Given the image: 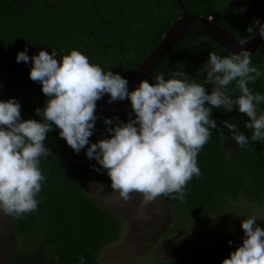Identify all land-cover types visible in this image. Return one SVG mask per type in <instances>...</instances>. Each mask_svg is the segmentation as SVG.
I'll return each mask as SVG.
<instances>
[{"label":"trees","instance_id":"16d2710c","mask_svg":"<svg viewBox=\"0 0 264 264\" xmlns=\"http://www.w3.org/2000/svg\"><path fill=\"white\" fill-rule=\"evenodd\" d=\"M181 1L188 12L210 18L239 39L249 36L247 29L254 28L258 14L256 0ZM181 15L176 0H0V101H6L7 65L20 47L44 45L59 58L77 50L105 72L111 70L127 78ZM209 52L221 57L233 54L201 31L190 29L146 80L155 83L160 73L169 79L173 72L184 71L190 82L203 83L206 72L198 70L207 62ZM251 54L261 76L248 87L253 94L264 95V39ZM31 67L30 58L18 70L21 119L42 121L35 109H43L48 98L42 93L41 84L30 79ZM235 84L233 81L228 86L234 99L240 94ZM205 88L210 94L212 84H205ZM130 113L134 118L130 101H121L96 120L90 143L110 135L107 128L111 126L105 125V118L112 119L114 125L127 123ZM257 114H264V102L257 105ZM211 118L223 134L210 129L212 135L197 157L201 176L188 182L183 202L171 196L159 197L175 215L167 235L181 229L197 231L216 219H225L229 211L237 208L234 201L238 199L264 206V141H251L252 130L245 127L248 118L236 106L231 112L213 108ZM225 120L249 138L244 148L235 143L223 124ZM225 141L230 142L231 148H225ZM44 143L53 155L40 158L45 180L36 197L39 204L26 218L11 217L18 248L6 264H79L81 256L85 264H103L100 256L121 238L124 221L115 212L99 207L85 193L96 172L92 166H101L95 159L87 158V147L75 153L55 127ZM151 264L175 263L164 259Z\"/></svg>","mask_w":264,"mask_h":264},{"label":"clouds","instance_id":"9594fccd","mask_svg":"<svg viewBox=\"0 0 264 264\" xmlns=\"http://www.w3.org/2000/svg\"><path fill=\"white\" fill-rule=\"evenodd\" d=\"M253 26H258V35L264 39V24L254 20ZM247 31L249 36L239 40L240 45L254 37L253 27ZM55 56V52L40 50L31 57L29 77L41 84L48 98L43 109H35L42 121L22 120L21 105L14 98L0 101V212L14 219L37 210L36 197L45 180L40 158L53 155L44 143L53 127L75 153L87 147V158L95 159L107 171L112 190L123 201H131L132 194L138 193L143 207L161 196L184 201L188 182L201 176L197 157L212 135L210 129L223 134L211 118L213 108L231 112L238 107L248 118L245 127L252 130L251 141H264V114H257L264 95L253 94L248 87L261 71L244 48L225 57L209 52L207 62L198 70L206 72L203 83L190 82L184 71H176L169 79L160 73L155 83L141 80L132 91L126 78L111 70L105 72L80 51L72 50L59 61ZM29 59L27 49L16 56L18 63ZM233 81L240 93L235 99L228 90ZM208 83L212 84L210 94L205 88ZM106 94L109 103L130 101L134 118L130 113L127 123L115 125L105 118V125L111 126L107 128L110 135L90 143L97 102ZM223 124L241 148L249 143L236 125L227 120ZM256 221L255 216L242 220V244L222 264H264V228ZM79 264H85L83 256Z\"/></svg>","mask_w":264,"mask_h":264},{"label":"rangeland","instance_id":"374dc122","mask_svg":"<svg viewBox=\"0 0 264 264\" xmlns=\"http://www.w3.org/2000/svg\"><path fill=\"white\" fill-rule=\"evenodd\" d=\"M224 146L231 148L229 141H225ZM99 169L87 184L85 193L99 207L115 212L124 221L121 238L107 246L100 256L103 264H151L164 259L175 264H222L242 244L243 219L255 216L257 226L264 228V206L257 207L238 199L234 201L237 208L229 211L225 219H216L197 231L181 229L167 235L175 219L168 204L158 198L143 207L138 193L132 194L131 201H123L119 193L112 190L107 171ZM17 248L11 216L0 212V264H6Z\"/></svg>","mask_w":264,"mask_h":264},{"label":"water","instance_id":"95a60500","mask_svg":"<svg viewBox=\"0 0 264 264\" xmlns=\"http://www.w3.org/2000/svg\"><path fill=\"white\" fill-rule=\"evenodd\" d=\"M176 1L182 10V15L169 26L155 48L147 55L137 69L126 78L129 82V91H132L136 86H138L141 80H145L152 73L167 52H169L190 29H197L201 31L222 48L231 53H238L242 48L248 50L250 53H254L263 41V39H261L258 35V26H256L253 28V33L255 34L254 37L246 44L240 45L238 41L241 39L227 32L223 27L214 23L210 18L188 12L181 0ZM256 1L258 4V14L256 20H259L261 24H264V0ZM25 49H27V55L29 58L38 54L40 50L48 51L50 54L51 52H55L44 45H30L17 49L6 68V78L4 83L6 101L10 98H14L19 103L17 76L22 62L18 63L16 61V56L19 52L25 51ZM54 58L58 61L60 59L57 53ZM109 99L110 97L107 95L97 104L95 110L97 119L107 115L117 104L121 102L120 100H117L109 103Z\"/></svg>","mask_w":264,"mask_h":264}]
</instances>
